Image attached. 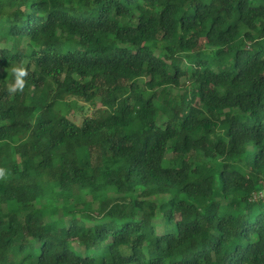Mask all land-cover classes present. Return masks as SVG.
Segmentation results:
<instances>
[{"label": "trees", "instance_id": "trees-1", "mask_svg": "<svg viewBox=\"0 0 264 264\" xmlns=\"http://www.w3.org/2000/svg\"><path fill=\"white\" fill-rule=\"evenodd\" d=\"M0 168V264H264V0H0Z\"/></svg>", "mask_w": 264, "mask_h": 264}, {"label": "rangeland", "instance_id": "rangeland-1", "mask_svg": "<svg viewBox=\"0 0 264 264\" xmlns=\"http://www.w3.org/2000/svg\"><path fill=\"white\" fill-rule=\"evenodd\" d=\"M208 42L206 39L204 38H200L198 40V46L196 48V52L199 51H209L211 48L210 46H208ZM225 50L227 52H231L232 49L230 47H226ZM208 53H205V55H207ZM190 61L192 59H189ZM185 62V60L181 61V64L183 65ZM192 62V61H191ZM219 62L221 63L222 61L219 60ZM48 90V87L45 88V91ZM176 92V91H174ZM65 97L63 95L60 96V101H64ZM195 104H198V100L194 101ZM69 104L71 105L70 110L71 111H66L65 108L61 107V106H57L54 108L53 113L51 114V116H56V115H65L68 118H71L76 124H81L83 122V120L86 117L89 116H95V113H97V110L101 109V103L99 99H94L93 102H76V101H70ZM170 157V155H169ZM226 206V205H225ZM225 211H228V208H224ZM57 210L54 209V213ZM57 214V213H56ZM94 214L97 215L98 214V206L97 204L95 205V211ZM161 231V229H160ZM76 249L79 251L78 246H76Z\"/></svg>", "mask_w": 264, "mask_h": 264}, {"label": "clouds", "instance_id": "clouds-1", "mask_svg": "<svg viewBox=\"0 0 264 264\" xmlns=\"http://www.w3.org/2000/svg\"><path fill=\"white\" fill-rule=\"evenodd\" d=\"M11 71L15 75V83L9 85L8 91L10 93H16L18 90L23 91L25 86L24 77L28 75L27 71L23 67H14ZM5 178V170L0 168V180H3Z\"/></svg>", "mask_w": 264, "mask_h": 264}, {"label": "built area", "instance_id": "built-area-1", "mask_svg": "<svg viewBox=\"0 0 264 264\" xmlns=\"http://www.w3.org/2000/svg\"><path fill=\"white\" fill-rule=\"evenodd\" d=\"M261 189L254 192L250 198V201L253 203L264 201V179L261 182Z\"/></svg>", "mask_w": 264, "mask_h": 264}]
</instances>
